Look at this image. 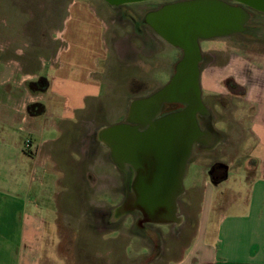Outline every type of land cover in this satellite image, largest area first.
I'll list each match as a JSON object with an SVG mask.
<instances>
[{
    "label": "rangeland",
    "instance_id": "1",
    "mask_svg": "<svg viewBox=\"0 0 264 264\" xmlns=\"http://www.w3.org/2000/svg\"><path fill=\"white\" fill-rule=\"evenodd\" d=\"M74 1L80 11L71 7ZM154 3L113 7L104 0H0V133L5 132L0 143L3 137L6 145L15 140L21 147L30 146L22 124L10 118L8 105L13 99L21 104L39 100L50 110V116L43 118L64 119L60 134L45 133L58 137L52 153L62 184L57 239L46 217L50 234L42 254L49 264H172L183 254L188 256L195 238L199 188L203 190L208 181L206 167L215 160L234 161L217 150L194 146L182 180L188 197L182 207L179 201L176 225L141 223L134 210H120L125 191L122 173L99 132L121 122L133 100L167 83L181 56L179 48L144 21ZM254 18L257 21H249L245 33L223 38L217 45L233 69L214 74L216 81L230 72L238 80L245 76L241 64L239 72L233 66L242 63L241 58L254 62L252 68L259 73L254 76H264V16ZM63 45L59 60L48 59ZM40 77L49 82L47 88L31 89L29 82ZM228 105L230 115L235 111L231 102ZM218 127L223 129L222 124ZM230 139L221 137L223 143ZM247 160L244 156L239 162ZM51 241L56 243L52 251L47 248Z\"/></svg>",
    "mask_w": 264,
    "mask_h": 264
},
{
    "label": "crops",
    "instance_id": "2",
    "mask_svg": "<svg viewBox=\"0 0 264 264\" xmlns=\"http://www.w3.org/2000/svg\"><path fill=\"white\" fill-rule=\"evenodd\" d=\"M74 6L76 11L82 8L77 1L71 4ZM61 31L58 36L62 39ZM62 49L66 46H57L56 51L47 55L48 59L59 60ZM47 57L39 56L41 59ZM241 59L245 62L238 61L233 66H237L239 72L241 64V74L246 77L241 75L238 80L232 72L227 74L244 87L246 103L236 102L235 106L232 103L235 112L229 115V122L224 119L213 123L214 130L223 132L221 137L232 139L223 143L218 137L211 149H201L217 150L216 154L234 161L215 160L207 165L208 181L203 190L199 188L197 225L195 238L189 244V255L183 254L172 264H264V76H254L259 74L252 68L254 62ZM227 68L233 69L229 61L223 69L217 66L205 69L199 74L200 90L216 89L220 77L216 81L214 74L220 75V71ZM22 74L30 76L33 73L24 71ZM29 103L21 104L13 99L8 106L12 122L22 124L20 128L30 138V146L21 147L15 140L6 145L1 137L0 264H49L50 259L42 254L44 243L50 233L58 237V201L62 184L52 153V145L58 137L48 138L45 133L60 134V122L64 119L43 118L50 116V110L42 102L44 112L31 115L27 112ZM235 138H239L237 142L233 141ZM223 148H227L225 152ZM244 156L248 160L241 164L239 161ZM215 165L220 170L216 178L211 174V167ZM32 191L35 192L33 197ZM46 217L54 227L50 233L46 229ZM55 244L51 241L47 248L52 251Z\"/></svg>",
    "mask_w": 264,
    "mask_h": 264
},
{
    "label": "water",
    "instance_id": "3",
    "mask_svg": "<svg viewBox=\"0 0 264 264\" xmlns=\"http://www.w3.org/2000/svg\"><path fill=\"white\" fill-rule=\"evenodd\" d=\"M111 6L147 0H104ZM189 0L166 4L147 13L144 21L165 41L179 48L181 57L168 82L146 97L131 102L128 117L103 127L100 139L111 159L120 166L128 162L136 171L134 200H124L121 211L137 209L144 221L177 222V196L192 146L203 139L196 112L204 109L199 85L198 41L244 30L248 19L242 5L264 13V0ZM185 107L157 119L164 103ZM146 124L140 130L138 121Z\"/></svg>",
    "mask_w": 264,
    "mask_h": 264
},
{
    "label": "flooded vegetation",
    "instance_id": "4",
    "mask_svg": "<svg viewBox=\"0 0 264 264\" xmlns=\"http://www.w3.org/2000/svg\"><path fill=\"white\" fill-rule=\"evenodd\" d=\"M147 1H154L155 2L154 8L147 12V13H150V12L156 11L157 9L161 8L162 6H164L166 4H170V3H174V2H180V1H189V0H147ZM224 1H226L227 3H229L231 5L237 4V3L230 1V0H224ZM136 3H140V2H136ZM128 4H131V3H128ZM122 5H127V4H121L118 6H122ZM113 7H115V6H113ZM242 7L248 13V19L244 23V30L243 31L231 33V34H228L225 36H220V37H211V38H207V39H200L198 41L199 48H200V60L198 62L199 74H202L203 71H205V69H207L208 67L217 66V67L223 69L227 65L228 61L225 60L224 56L222 57V55H221L222 52L221 53L218 52L220 47H217V45L222 42L223 38L232 37V36H235V35H238L241 33H245L247 31V28H246L247 23L249 21H252V20L257 21L254 18L255 15L264 16L263 12L256 11V10L251 9L249 7H246L244 5H242ZM181 54H182V52H181ZM227 58L230 59L231 55H229ZM174 67H175V65H174ZM245 99H246V96H245L244 87L241 84H239L238 82H236L233 79V77L230 76L229 74H226L225 76L219 78V83L217 84L216 89L205 90V89L201 88V101L203 103L204 109L202 111L196 112V120L198 123V127L203 134V139L199 142H195L192 146V149L194 148V146H196L198 149H203V150L208 149V148L211 149L212 148L211 147L212 142L215 141V139H217L218 137L220 138L221 136H223L222 131L214 130L213 123H216V122L224 120V119H226V122H229L228 121L229 115L226 114L227 107L230 106V105H228V102H231V106H232V103L235 106L234 103H236V102L246 103ZM184 107H185V104L181 103V102L164 103L161 107L160 112L154 117V119H157V118H159L165 114H168V113L180 111ZM234 111H235V109H234ZM127 117H128V112L126 114V117L121 122H124ZM135 119H137V121H138L137 125L139 126L140 130H144L147 127L144 122L139 121L138 116H136ZM218 141H219V139H218ZM191 154H192V150H191ZM191 154H190V157L188 158V161L191 158ZM120 170L122 173L123 183H124L123 189H125L124 200L136 199V195H135L134 191L132 190V184H133V181L136 177L135 169L128 162H122L120 165ZM211 174H212V177H214V178L220 176V170H219L218 165L211 167ZM188 192L189 191L185 190L183 188V185H182V190L176 199L177 200V211L179 209V201H181L180 207H182V205L183 206L186 205ZM134 211L139 214L140 217H139L138 221L141 223L167 225L169 227L174 225L175 223H177V222H170V223H165V224H158V223H154V222H150V221H144L143 214L141 213V211H139L137 209H134ZM176 214L178 215V213H176Z\"/></svg>",
    "mask_w": 264,
    "mask_h": 264
},
{
    "label": "trees",
    "instance_id": "5",
    "mask_svg": "<svg viewBox=\"0 0 264 264\" xmlns=\"http://www.w3.org/2000/svg\"><path fill=\"white\" fill-rule=\"evenodd\" d=\"M48 86V81L44 77H40L37 81L29 82V87L36 91H44ZM44 105L40 102H33L27 105V112L31 115L43 113Z\"/></svg>",
    "mask_w": 264,
    "mask_h": 264
}]
</instances>
